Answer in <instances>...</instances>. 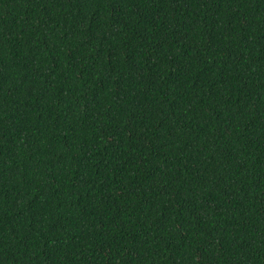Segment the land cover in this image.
<instances>
[{
  "label": "trees",
  "instance_id": "trees-1",
  "mask_svg": "<svg viewBox=\"0 0 264 264\" xmlns=\"http://www.w3.org/2000/svg\"><path fill=\"white\" fill-rule=\"evenodd\" d=\"M0 264H264V0H0Z\"/></svg>",
  "mask_w": 264,
  "mask_h": 264
}]
</instances>
